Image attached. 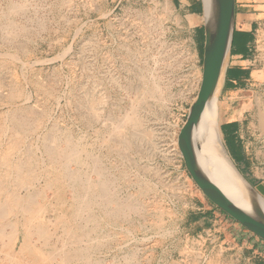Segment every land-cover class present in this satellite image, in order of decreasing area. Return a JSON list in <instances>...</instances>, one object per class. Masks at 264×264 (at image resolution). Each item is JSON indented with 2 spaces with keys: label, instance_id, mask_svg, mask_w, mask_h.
Wrapping results in <instances>:
<instances>
[{
  "label": "rangeland",
  "instance_id": "obj_1",
  "mask_svg": "<svg viewBox=\"0 0 264 264\" xmlns=\"http://www.w3.org/2000/svg\"><path fill=\"white\" fill-rule=\"evenodd\" d=\"M248 1L257 20L253 78L227 90L223 76L217 99L220 116L232 103L246 106L237 119L243 172L237 165V139L226 140L232 159L220 127L218 134L234 166L258 180L255 189L264 196V0ZM189 15H197L198 22ZM203 41L202 0L193 8H183L177 0H0V114L24 117L27 130L13 137L22 141L13 152L0 136V161L20 158L29 147L39 164L37 147L45 135L69 137L84 149L80 157L91 156L86 163L96 160L102 170L98 176L73 161L66 166L82 170L91 182L103 181L104 176L113 200L126 206L113 217L104 212L115 204L95 207L90 212L97 230L74 245L62 232L70 216L72 190H63L57 200L45 189L49 205L36 225L41 222V229L50 232L49 247H68L79 255L62 263L61 255L55 254L47 264H244L232 251L217 250L194 225L197 209L209 201L185 170L177 148L179 130L201 81ZM130 111L137 127L127 123ZM223 130L227 137L232 128ZM42 184L35 182L32 190H40ZM16 219L0 221V229ZM56 220L59 229L47 225ZM76 222L82 224L80 219ZM17 230L8 256L15 257L25 240L47 253L42 238L26 239L20 224ZM4 243L0 239V248ZM85 248L88 258L79 260Z\"/></svg>",
  "mask_w": 264,
  "mask_h": 264
},
{
  "label": "bare ground",
  "instance_id": "obj_2",
  "mask_svg": "<svg viewBox=\"0 0 264 264\" xmlns=\"http://www.w3.org/2000/svg\"><path fill=\"white\" fill-rule=\"evenodd\" d=\"M202 1H203L204 12H205V15L203 18V24L204 25L210 24L212 21L211 15H212V8H213V0H202ZM226 61H227V57L223 63L215 91L213 95L211 96V98L209 99V102L201 117L199 126L197 130L195 131V135L193 138V150L195 154V159L197 163L199 164V167L203 170V172L206 175H209L211 177V179L221 188V190L225 193V195L231 201H233V203H235L237 206L241 207L245 211H251L252 210L251 195L246 190L244 184L241 182L232 161L229 159L230 157L226 155L221 145L219 134H218L219 127H220L219 124L221 125V123L224 121L239 119L242 116L243 109L246 108L244 103H232V104L229 103L230 105H227L224 107L225 108L223 112L224 116H220V104H219V100L217 101V99L219 96L221 84L223 82L224 70L227 64ZM132 110L134 109L132 108ZM131 115L133 116V112L130 114L129 117L128 115L126 116L128 117V119L125 117L127 119V123L132 121L134 117L136 119L135 115L134 117H132ZM17 117L18 116L16 115L6 116V115L0 114V136H3V138L5 139L4 140L5 145L6 147H8L6 149H9L11 152L18 150V148H20L21 143H22L20 139L18 141L14 139L13 137L16 136V138H18V136H21L19 134L21 133L23 135L22 131L26 130L24 128L25 127L24 122L22 121L24 120L23 119L24 117L22 118V120L18 119ZM8 120H9V123H8ZM137 122L138 120H136V123ZM130 123L135 124V122L133 123V121ZM137 125L135 124L136 127ZM140 130H142V128ZM32 131L30 130V132ZM119 131L121 132L120 128H119ZM146 132H144V134ZM148 134H149V131H148ZM147 137L149 138L150 136H147ZM68 138L69 137H66V136L65 137H62V136L55 137V136L45 135L43 139L40 140L41 142L39 144L40 146L37 147V151L40 152L41 163L39 164L38 162L34 161L36 160L35 159L36 153L33 154V151L29 147H26L22 150L21 152L22 154L20 158H15L12 160L4 159L0 161L1 162L0 168L2 167V169H5V170H2V173L0 172V196L2 195L0 198V221H4L10 218L11 216H16L17 218L16 221L5 225L6 227L2 226L0 229V239H4V241L6 242L3 244V248H0V251H1L0 252V256H1L0 263L1 264H2V261L7 264H47V261H49V259L52 260V258L56 256L55 254H60L62 257V259L61 258L60 259L63 260L62 263L63 262L66 263L72 258L79 256L78 253L76 254V252L75 253L72 252V250H69L68 247L67 249H65L64 247L63 248L60 247L59 250H56L54 246L53 248L52 246L49 247V245L47 244H48L49 238L51 239L50 234H49L50 232H46L41 229L42 227L39 226L41 222L38 224V226L36 225L38 220L42 221V219L45 217V213L49 205L48 204L49 200L46 198L47 196L44 193L45 189L52 190L54 193L53 197L56 198L57 200L60 199L63 190L67 188L72 190V198H71L72 202L69 207L70 216L68 217V220L66 219L67 221L65 220L66 223L62 227V232H64L63 237L70 240V242L72 241V243L75 240L80 241V243L83 240L85 241V239H88L90 237V234L93 233V229L94 228L96 229L97 221L90 212V211H93L95 207L97 208L99 206L100 208L101 206L109 207L111 204L112 205L115 204L114 206H116V208L113 206L112 210L105 209V207L102 208L103 212L105 209L106 212H104V214L106 213L105 215L107 217H109L110 215H112L113 217V214L115 215V212H119V210L121 209L123 211V208L126 207L125 205L113 200V197H112L113 194L109 192L111 191V189L109 190L107 188L108 182L106 179H104V176H103L104 174L103 175L101 174L103 176V177L101 176L103 178V181L102 179L101 181H99L100 180L99 179L98 182H91L88 180V177L87 179L86 178L84 179L85 176L84 177L82 176L84 175L82 174V170L80 171V169H77V168L75 170H70L69 165L68 167L66 166L69 161H73V164L75 162L76 163L75 165L77 167H79L80 164L81 166L85 165L87 166L86 169H88V171L91 170V172L89 173L94 172L96 173V175L98 174V176H100L99 173L101 172L100 170H102V168H99L100 165L97 164L98 162L94 159H92L94 160V162L91 160L92 161V162L90 161L91 164H87L86 160L89 162V157L91 156L87 154L88 156L81 158L80 153L81 152L83 153L84 149L76 144H73L71 139L69 140ZM13 139L16 141H13ZM49 142L54 143L53 147L49 146ZM52 143H50V145ZM10 151L8 153H10ZM6 157L7 156H5V158ZM205 164L209 165L207 169L202 168V165H205ZM85 172H87V170ZM40 181L43 183L42 188L40 190H36V188L35 190H32L33 184L35 182L39 183ZM4 182L6 183L5 185H4ZM23 191L24 193H22ZM52 204L61 205V203L57 201H54V203ZM260 204H261V208L264 211V201L263 200L260 201ZM99 211L101 210L99 209ZM118 214L119 213H116V216ZM59 219H60V216H59ZM77 219H80L82 224H79L78 223L79 221L76 222ZM58 220H56L55 223L49 222L47 223V225L50 224V227L53 225L54 230H57L59 229V227L57 226L59 222ZM73 223H76L77 226L74 225ZM18 224L22 226L23 232L26 236L24 237L26 239L31 235H38L40 238L43 239V242L45 243V245L43 244L42 245L44 246V248H48L46 250L47 253L45 255L42 254V252H40V250L37 249L36 246H35L36 249L34 246L32 247V245H30V242L28 240H25L26 242L20 245L19 247L20 249L18 248L19 251L15 255V257H12L13 255L11 257L8 256V253L13 248L15 241H16V237L18 235L17 233ZM71 225L75 227H72L71 229L70 228ZM53 234L54 233H52L51 235ZM62 241L64 240L62 239ZM75 242H74V245H75ZM61 244L63 245V243H60L59 245ZM85 250L82 252V254L80 253L81 258H79V260L82 259L84 261L88 258L86 254L87 250L86 251ZM1 253H3V255H1ZM22 258H24L25 261H23ZM92 264H100V263L93 262Z\"/></svg>",
  "mask_w": 264,
  "mask_h": 264
},
{
  "label": "water",
  "instance_id": "obj_3",
  "mask_svg": "<svg viewBox=\"0 0 264 264\" xmlns=\"http://www.w3.org/2000/svg\"><path fill=\"white\" fill-rule=\"evenodd\" d=\"M202 8L204 18L203 1ZM234 18L235 0H213L212 21L210 24H203L204 41L201 81L196 98L191 104L186 120L179 130L177 148L185 170L205 198L223 212L229 220L238 222L264 241V211L260 204V201H264V196L234 166L241 182L252 198L251 211H245L237 206L225 195L211 177L206 175L199 167L193 150L195 131L199 126L209 99L215 91L223 63L229 55L233 37ZM208 166V164H205L202 165V168L207 169Z\"/></svg>",
  "mask_w": 264,
  "mask_h": 264
},
{
  "label": "crops",
  "instance_id": "obj_4",
  "mask_svg": "<svg viewBox=\"0 0 264 264\" xmlns=\"http://www.w3.org/2000/svg\"><path fill=\"white\" fill-rule=\"evenodd\" d=\"M183 8H193L199 0H177ZM248 0H235V18L233 37L227 66L224 72L225 87L233 90L247 84L253 78V44L257 20ZM194 24L197 15H189ZM232 131L225 137L224 126ZM224 144L227 139L236 138L241 142V126L237 119L224 121L220 126ZM194 214V225L200 227L201 233L208 237L217 250L232 251L244 264H264V241L248 231L238 222L231 221L210 202Z\"/></svg>",
  "mask_w": 264,
  "mask_h": 264
},
{
  "label": "trees",
  "instance_id": "obj_5",
  "mask_svg": "<svg viewBox=\"0 0 264 264\" xmlns=\"http://www.w3.org/2000/svg\"><path fill=\"white\" fill-rule=\"evenodd\" d=\"M225 147H226L227 151L231 154L228 146H225ZM237 148H238V151L240 153L239 154L240 155V161H239V163L237 165H238L240 171L243 172L244 169L241 170L242 167L240 168V166H242L244 164L243 153H242V150H241V143H240V141L238 142V147ZM231 156H232V154H231ZM232 159H233V156H232ZM243 175L246 177V179L251 183V185L253 187H256V185L259 183L258 180H254L250 175H247V174H243Z\"/></svg>",
  "mask_w": 264,
  "mask_h": 264
}]
</instances>
